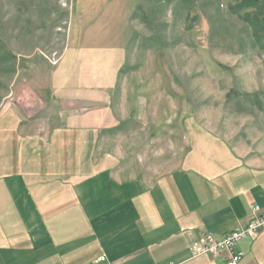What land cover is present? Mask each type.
Returning <instances> with one entry per match:
<instances>
[{"label":"crops","instance_id":"0c3cea01","mask_svg":"<svg viewBox=\"0 0 264 264\" xmlns=\"http://www.w3.org/2000/svg\"><path fill=\"white\" fill-rule=\"evenodd\" d=\"M140 4L73 0L38 118L1 124L0 264H223L189 249L245 227L255 205L264 214V166L217 142L197 141L154 180L120 181L96 162ZM237 249L239 264H264V230Z\"/></svg>","mask_w":264,"mask_h":264},{"label":"rangeland","instance_id":"374dc122","mask_svg":"<svg viewBox=\"0 0 264 264\" xmlns=\"http://www.w3.org/2000/svg\"><path fill=\"white\" fill-rule=\"evenodd\" d=\"M243 1L141 0L94 151L115 179L154 180L197 141L264 166V22L250 24ZM72 10L73 0H0V126L16 112L38 118Z\"/></svg>","mask_w":264,"mask_h":264},{"label":"built area","instance_id":"2783aa9c","mask_svg":"<svg viewBox=\"0 0 264 264\" xmlns=\"http://www.w3.org/2000/svg\"><path fill=\"white\" fill-rule=\"evenodd\" d=\"M257 205L253 206L254 217L248 224L236 231L222 236L204 234L198 238L189 249L191 257L209 256L219 258L225 254L223 264H239L243 258V253L237 249L239 243L245 239L254 240L259 233L264 230V214ZM100 258L97 262H103Z\"/></svg>","mask_w":264,"mask_h":264},{"label":"trees","instance_id":"16d2710c","mask_svg":"<svg viewBox=\"0 0 264 264\" xmlns=\"http://www.w3.org/2000/svg\"><path fill=\"white\" fill-rule=\"evenodd\" d=\"M241 5L245 9H252L255 12L249 19L247 18L254 27L258 25L257 23L264 22V0H244Z\"/></svg>","mask_w":264,"mask_h":264}]
</instances>
